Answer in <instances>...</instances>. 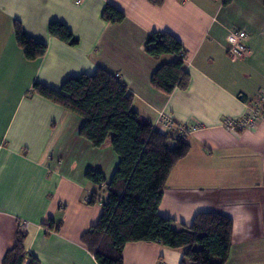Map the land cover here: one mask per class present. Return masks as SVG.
Returning <instances> with one entry per match:
<instances>
[{"label":"crops","instance_id":"crops-1","mask_svg":"<svg viewBox=\"0 0 264 264\" xmlns=\"http://www.w3.org/2000/svg\"><path fill=\"white\" fill-rule=\"evenodd\" d=\"M107 4L125 19L104 20ZM14 20L46 42L43 57L25 58ZM52 21L65 23L79 44L51 36ZM236 29L249 47L243 58L229 51ZM155 31L183 44L186 89L166 94L151 84L154 71L177 58L146 53ZM99 67L119 75L134 109L158 130L203 125L188 134L190 152L169 176L160 214L179 230L201 211H218L234 223L226 264H264V117L251 128L224 125L264 92V0H0V264L19 227L40 264H98L82 241L103 209L88 202L98 186L86 172L100 170L109 182L119 156L110 143L96 148L80 135V115L32 89L36 82L60 89L67 78ZM51 221L58 229H48ZM183 254L157 242L129 243L124 264H180Z\"/></svg>","mask_w":264,"mask_h":264},{"label":"trees","instance_id":"trees-1","mask_svg":"<svg viewBox=\"0 0 264 264\" xmlns=\"http://www.w3.org/2000/svg\"><path fill=\"white\" fill-rule=\"evenodd\" d=\"M232 0H224V4ZM125 13L107 4L102 18L119 23ZM16 42L29 61L43 57L45 41L30 36L21 21L14 20ZM48 33L72 46L78 37L61 21H52ZM148 55L159 58L175 55V60L158 67L151 84L170 94L177 87L186 89L190 75L186 71V52L181 41L170 32H152L145 45ZM33 93L73 111L84 119L80 135L96 148L110 143L119 156L118 166L108 182L100 170L89 169L86 179L98 190L90 204H102L98 222L82 241L98 264H124V250L129 243L157 242L172 249H183L180 264H226L232 247L233 220L218 211H201L190 225L176 230L173 219L160 214L159 207L169 176L191 149L188 134L163 132L146 121L134 109V95L118 74L99 67L94 74L67 78L60 89L36 82ZM106 194L102 201L101 192ZM50 230L58 229L51 221ZM27 232L18 228L15 242L3 264H40L26 249Z\"/></svg>","mask_w":264,"mask_h":264},{"label":"built area","instance_id":"built-area-1","mask_svg":"<svg viewBox=\"0 0 264 264\" xmlns=\"http://www.w3.org/2000/svg\"><path fill=\"white\" fill-rule=\"evenodd\" d=\"M230 54L236 58H243L249 53V47L243 37V34L239 30H233L230 37ZM186 58V56H184ZM184 58V59H185ZM264 117V92H261L259 96L250 103L248 110L242 118L233 119L228 118L225 120L224 125L228 130H237L238 128H251L257 126L259 120ZM163 124L170 128L174 125V122L168 116L162 114ZM203 128L202 124L181 125L179 129L182 133H191ZM90 197H88L89 201ZM26 225V224H25Z\"/></svg>","mask_w":264,"mask_h":264},{"label":"rangeland","instance_id":"rangeland-1","mask_svg":"<svg viewBox=\"0 0 264 264\" xmlns=\"http://www.w3.org/2000/svg\"><path fill=\"white\" fill-rule=\"evenodd\" d=\"M101 194H102L103 196H105V195H106L104 191H102V192H101ZM98 204H100V203H98Z\"/></svg>","mask_w":264,"mask_h":264}]
</instances>
